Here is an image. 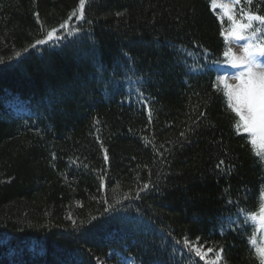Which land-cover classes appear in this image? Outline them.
Listing matches in <instances>:
<instances>
[{
  "label": "trees",
  "instance_id": "trees-1",
  "mask_svg": "<svg viewBox=\"0 0 264 264\" xmlns=\"http://www.w3.org/2000/svg\"><path fill=\"white\" fill-rule=\"evenodd\" d=\"M240 4L264 16V0ZM78 9L0 0V264H202L185 237L260 264L237 209L258 210L264 163L217 90L210 0ZM52 28L59 43L31 47Z\"/></svg>",
  "mask_w": 264,
  "mask_h": 264
},
{
  "label": "snow or ice",
  "instance_id": "snow-or-ice-1",
  "mask_svg": "<svg viewBox=\"0 0 264 264\" xmlns=\"http://www.w3.org/2000/svg\"><path fill=\"white\" fill-rule=\"evenodd\" d=\"M238 4L239 0H235ZM248 4H251V0H247ZM213 7H220L228 19L231 21L230 27L227 32H221V35L225 37L226 42H236L247 39V43L242 46V52L237 55L231 47L223 52V56L228 58L227 63L233 67L242 66L243 70L239 71L235 79L239 82L237 84H230L227 82V77L217 76V85L223 84V89L217 87L218 91H222L225 97L227 108L235 114L238 119L235 120L234 127L237 134L241 132L249 134L247 142L250 144V149L253 155L258 157L262 162H264V64L257 62V56H264V40L260 42H255L256 33L260 29H253V22H259L264 25V16L257 13H244L241 19H236L233 15V5L220 3L217 4L216 0H213ZM85 0H79L78 12L74 11L72 16H78L79 19L84 18ZM223 19V17L221 18ZM246 19V22H244ZM68 21L62 23L59 28L65 29ZM58 29L52 28L47 31L43 39H38L35 41L31 47L35 48L37 46L45 44H57L63 39L62 36L57 35ZM75 34V33H72ZM27 51V49H26ZM17 57L21 54L16 53ZM183 135V133H181ZM105 160H107V155L105 154ZM223 164L220 162L217 167L219 168ZM148 188L145 184L140 191H144ZM137 197L139 192H137ZM128 197L125 196V199ZM119 203V201H117ZM109 208L112 205L108 206ZM238 218L243 217L245 223L248 222H259L262 229H264V201H261L257 212H248L245 209H237ZM75 223V222H74ZM199 242V237L196 241H190L187 237L183 239L182 248L187 251L189 255H194L200 259H204L209 252H212V248H208L207 251H202L201 249L204 245L197 247L196 244ZM250 242L255 244V239L250 238ZM176 243H181L177 241ZM222 252L223 249L221 248ZM256 254L260 260V264H264V246L256 248ZM221 256L217 254L216 260L210 262V264H216Z\"/></svg>",
  "mask_w": 264,
  "mask_h": 264
},
{
  "label": "rangeland",
  "instance_id": "rangeland-1",
  "mask_svg": "<svg viewBox=\"0 0 264 264\" xmlns=\"http://www.w3.org/2000/svg\"><path fill=\"white\" fill-rule=\"evenodd\" d=\"M216 3L217 4H220V3L232 4L233 5V15L235 16V18H236L237 13H240V12L248 13V12H250L248 10L243 9L242 7L236 6L235 0H216ZM212 8H214L216 10L215 12H216L217 16L219 17V19L222 23L223 32H227V30L230 27L231 21L228 19L227 15H225L224 11L220 7H213V0H212ZM222 17H223V19H221ZM244 41H247V40L245 39ZM227 43H228V47H231L237 55H239L242 52V46L245 44V43H243L242 45H240V44H237L235 42H230V43L227 42ZM229 68L230 69L234 68V70H233V72L230 70H227L226 75H225V77H227V82L230 84H237L239 81L237 79H235V76L239 71H242L243 68H242V66L233 67L230 64H229ZM220 85L223 87L222 83H220ZM14 98L8 99V102H9L11 109L13 111H15L16 113H22V114L27 113L28 109H27V105H25V102L17 96ZM263 201H264V192H263ZM254 223L256 224L257 234L260 235V237H258L257 239L255 238V241H257L256 245H257V247L264 246V229H262V227L258 221L254 222ZM190 241H192V240H190ZM200 245H204V247L201 249L202 251H207L208 248H212L208 244L199 241L196 244V246L200 247ZM217 254L221 256V259L218 260L216 262V264H225L223 254L221 253V251H217L214 249L212 252H209L208 255L204 258L205 262L207 264H210L211 261L216 260ZM118 257L119 258L117 261L111 262L109 264H123V263L135 264L130 259H125L124 257H121V256H118Z\"/></svg>",
  "mask_w": 264,
  "mask_h": 264
}]
</instances>
